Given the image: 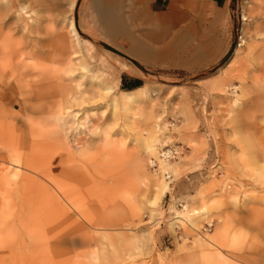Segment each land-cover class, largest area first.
Segmentation results:
<instances>
[{
  "label": "rangeland",
  "instance_id": "obj_1",
  "mask_svg": "<svg viewBox=\"0 0 264 264\" xmlns=\"http://www.w3.org/2000/svg\"><path fill=\"white\" fill-rule=\"evenodd\" d=\"M192 1L165 0V13L154 15L151 32L176 22L165 44L178 28L187 36L149 65L108 43L88 0L25 6L42 28L28 34L19 24L18 32L55 67L58 84L74 88V80L86 99L107 88L115 97L133 92V102L74 106L75 121L63 114L41 128L79 165H56L48 148L26 173L0 146V264H264V0ZM192 47L211 58L191 66ZM215 82L227 93L212 92ZM89 120L99 129L83 131ZM69 169L83 185L59 174ZM161 180L167 190L157 201ZM72 194L82 199L69 205Z\"/></svg>",
  "mask_w": 264,
  "mask_h": 264
},
{
  "label": "bare ground",
  "instance_id": "obj_2",
  "mask_svg": "<svg viewBox=\"0 0 264 264\" xmlns=\"http://www.w3.org/2000/svg\"><path fill=\"white\" fill-rule=\"evenodd\" d=\"M43 2L44 0H0V146L8 148L9 150L6 152H9L10 150L12 151L10 157L14 159V164H21L20 167L22 166L26 173L33 170L37 164L39 165V162H41V158L43 157L42 149L48 151V148H53L52 151L57 152L56 145L54 146L48 132L41 133V128L45 129L51 123L58 124L61 122L64 118L61 120L60 115L68 114L66 118H71L72 121H75L78 117L77 114H71V109L74 106L80 107L84 105H92L94 109L98 110L102 105L101 103H97L106 102L105 105H108L111 110H115L119 107H124L125 109L127 107L128 109L133 102V92L126 93L123 97H115L111 93V89L107 88L104 90V93H95L92 98L86 99L84 96L87 94L79 93L81 85L74 82V80L72 81L74 88L72 86L58 84V72L55 67L49 63L47 58H42L40 56L41 54L39 55L34 45L25 46L23 36L18 32L19 24H23L22 30H27L28 34H38L40 28H42V23L31 19L30 16L31 12H34V8L42 5ZM197 2L198 0L195 1V3ZM32 5L34 6V8L32 7L33 10L26 11L27 9L25 6L29 7ZM247 17L246 18L249 19V16ZM253 21L254 18L252 23ZM121 24L120 26L122 27V30L119 28L115 33H110L115 40H111V42L113 44L115 43L114 46L116 49L145 65L159 63L166 60V58L175 53L173 48L179 44L178 42L182 43L183 40L185 41V37L187 36V33L183 28L181 31L178 30L179 32L173 35V40L165 44L164 41L167 38H170L167 37V34H169L168 32L162 31V36H153L154 34L149 31V45H146L144 41H140L138 39H132L130 43H125L127 40L126 35L128 34L125 32L126 30L123 29V25ZM68 31L71 35L70 38H74L73 40L71 39L73 42L79 40L77 39L76 31L71 22H69ZM71 40L69 39V41ZM50 45L47 44L44 48H47L49 51ZM152 45H161L160 50H155ZM74 46H76V44ZM238 47L240 48V45H238ZM47 49H45V51ZM190 52L192 54L188 62L191 66L196 64L198 61H201L203 58H209L211 56L210 53L204 51L201 47H196L194 50L192 47L188 54ZM237 52L238 49L236 50L235 55ZM228 72V70L224 71L226 74ZM64 73L66 75L70 74L69 68L68 71L65 70ZM225 87L226 85L223 86L218 82L209 85L212 92L217 91L220 94L227 93ZM92 107L90 109H93ZM82 111L86 112L87 110L83 109ZM126 118L128 120V124L126 123L127 128L132 129L130 117ZM90 121L92 120L85 121L82 125V129L86 133H90L94 128L99 129L98 121H95V123H89ZM23 133H26V137L29 139L27 144L23 143ZM116 149L114 148L112 155L117 158L123 157V154ZM148 150L154 154L153 148L149 147ZM52 158L56 160V165H79L80 163L74 160L75 157L72 158L70 156H65V158H63L58 155V152L53 154ZM161 165L163 167L164 164L161 163ZM59 171V174L65 177L64 179L68 181L69 185L74 183L75 186L80 187L85 181L81 178V175L76 173L74 170L69 169L66 173L61 170ZM157 189V201H159L160 197L167 190V184L161 180ZM80 197L81 196H79V194L68 195L67 200L69 202L67 203H69V205L70 202L74 204L75 201L82 199Z\"/></svg>",
  "mask_w": 264,
  "mask_h": 264
},
{
  "label": "crops",
  "instance_id": "obj_3",
  "mask_svg": "<svg viewBox=\"0 0 264 264\" xmlns=\"http://www.w3.org/2000/svg\"><path fill=\"white\" fill-rule=\"evenodd\" d=\"M220 1L210 0L215 7L223 8L225 2L222 1L220 3ZM164 2L165 0H88L86 5H84L85 3L83 5L86 6V9L94 17L95 23H98L96 29L116 49L114 46L115 43L113 44L111 42V40H115L110 33H115L119 28L122 30L121 23L123 29L128 34L126 35L127 40L125 43H130L132 39H138L144 41L146 45H149V23L151 25L154 23L157 17L154 15H162L165 13L166 7L163 5ZM197 3H193L192 1L190 5L195 8ZM175 23V21H168L166 28L163 26L159 30L153 29L151 33L154 34L153 36H162V31L170 33L174 30ZM139 25L141 26L140 29ZM178 30L181 31L182 29L178 28ZM178 30L176 32H179ZM167 35L169 37V34Z\"/></svg>",
  "mask_w": 264,
  "mask_h": 264
},
{
  "label": "built area",
  "instance_id": "obj_4",
  "mask_svg": "<svg viewBox=\"0 0 264 264\" xmlns=\"http://www.w3.org/2000/svg\"><path fill=\"white\" fill-rule=\"evenodd\" d=\"M170 153H171V152H167L164 156H166V157H167V156H170Z\"/></svg>",
  "mask_w": 264,
  "mask_h": 264
}]
</instances>
